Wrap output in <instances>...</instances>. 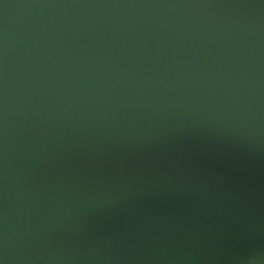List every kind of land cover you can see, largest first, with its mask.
<instances>
[{
    "label": "water",
    "instance_id": "1",
    "mask_svg": "<svg viewBox=\"0 0 264 264\" xmlns=\"http://www.w3.org/2000/svg\"><path fill=\"white\" fill-rule=\"evenodd\" d=\"M0 264H264V0H0Z\"/></svg>",
    "mask_w": 264,
    "mask_h": 264
}]
</instances>
